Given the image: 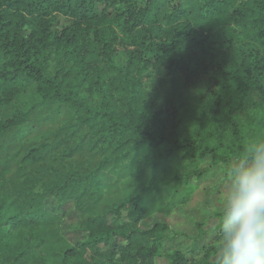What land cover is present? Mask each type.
Instances as JSON below:
<instances>
[{
    "label": "trees",
    "instance_id": "1",
    "mask_svg": "<svg viewBox=\"0 0 264 264\" xmlns=\"http://www.w3.org/2000/svg\"><path fill=\"white\" fill-rule=\"evenodd\" d=\"M180 72L208 85L207 111L159 104L153 83ZM31 84L38 101L5 115ZM248 101L264 109V0H0V264H156L169 227L142 223L245 153ZM218 216L167 264H214Z\"/></svg>",
    "mask_w": 264,
    "mask_h": 264
},
{
    "label": "rangeland",
    "instance_id": "2",
    "mask_svg": "<svg viewBox=\"0 0 264 264\" xmlns=\"http://www.w3.org/2000/svg\"><path fill=\"white\" fill-rule=\"evenodd\" d=\"M116 62L118 64L124 62L122 53L117 54ZM153 87L159 94L158 102L161 105L169 101H180L205 111L212 105L211 97L206 92L208 85L197 79L189 82L181 72L176 74L174 81L164 75L161 76L160 80L153 83ZM38 98L35 85L31 84L25 92L17 95L14 101L4 109V114L9 116L24 111L37 102ZM246 106L249 107L247 111L238 110L236 112V118L243 130L241 145L245 153H234L230 156L228 164L210 168L197 183L198 188L188 205L176 208L168 216L155 214L142 223V227H148L155 222H164L169 227V231L164 232V238L161 240V247L155 258L156 264H167L170 261L169 256L174 251L185 252L192 245L197 247L203 241L210 239V232L220 221L218 214L224 209L233 166L243 165L247 160V155L251 154L257 142H264V109L254 101L246 102ZM207 130V123H205V128L195 124L191 126L187 134L202 136ZM209 161L210 157L204 158L206 165L209 164ZM47 207L54 210L55 204L49 200ZM57 209L65 215L62 232L68 240L75 242L83 238L72 204L68 202L57 206ZM197 223L206 233L196 239L198 232L195 225Z\"/></svg>",
    "mask_w": 264,
    "mask_h": 264
},
{
    "label": "clouds",
    "instance_id": "3",
    "mask_svg": "<svg viewBox=\"0 0 264 264\" xmlns=\"http://www.w3.org/2000/svg\"><path fill=\"white\" fill-rule=\"evenodd\" d=\"M214 264H264V142L234 165Z\"/></svg>",
    "mask_w": 264,
    "mask_h": 264
}]
</instances>
